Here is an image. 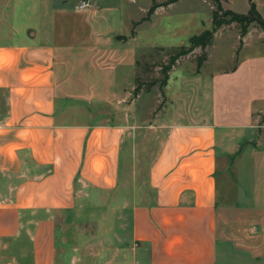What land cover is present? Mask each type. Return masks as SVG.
Wrapping results in <instances>:
<instances>
[{"label":"crops","instance_id":"0c3cea01","mask_svg":"<svg viewBox=\"0 0 264 264\" xmlns=\"http://www.w3.org/2000/svg\"><path fill=\"white\" fill-rule=\"evenodd\" d=\"M52 14L46 0H0V264H57L58 240L79 247L96 209L127 236L113 230L95 264H264V30L237 36L228 67L180 73L172 94L157 84L147 123L134 106L155 85L134 94L127 36L57 37Z\"/></svg>","mask_w":264,"mask_h":264},{"label":"rangeland","instance_id":"374dc122","mask_svg":"<svg viewBox=\"0 0 264 264\" xmlns=\"http://www.w3.org/2000/svg\"><path fill=\"white\" fill-rule=\"evenodd\" d=\"M46 1L53 11L52 29L54 36H63L68 40H72L71 38L77 35L85 37V35L91 33H100L107 37H111L113 34L127 36L128 42L126 45L128 47L121 49L126 51V54L122 53L123 55L132 56L130 57V61L133 62L131 84L135 83V77L144 85L155 82L153 84L155 86L150 91H144V94L136 101L134 106L135 116L138 120L141 121L142 119L147 123L152 121L153 112H155L151 111L147 114L146 109L148 106H158L159 102L162 103V100L165 99L159 97L160 101H155L157 99L155 95L158 88L157 84H160L159 81L163 78L162 65L168 62L171 54L179 52L182 49L181 47L187 48L191 37L199 35L205 30H212L214 26L213 12L216 8V3L213 0H177L168 5L157 6L149 19L142 20L153 4H161L166 0H88L90 6L84 10H78L76 7L77 0ZM218 1L222 12L218 14L217 18H223L222 13L226 9L245 14L249 4L253 3L256 12L264 20V0ZM42 19V22H44V16H42ZM252 27L260 28L251 21L248 23L246 30ZM238 28L235 23L222 25L213 33L210 44L206 45L204 49L197 46L190 53L181 55L168 72L167 81L170 82L168 92L172 94L176 91L178 81H175V77L180 73H192L194 71L209 73L228 67L231 64L230 60L234 58L229 60L227 56L229 53H239L240 55V52H244V49L238 48ZM256 29H250L248 39L256 37L255 34L258 33ZM251 44L248 47L249 50L254 48L256 43ZM135 59L138 61L137 65H135ZM126 85H128L127 82ZM169 111L170 107L167 108L166 115ZM95 120L96 118H91V121ZM142 132V129L136 130L137 139L141 137ZM158 132V130H149V134L141 146L142 148L138 151L140 154L138 153L136 159L137 164L142 165L150 162L151 151L155 148L156 140L158 141ZM217 151L220 190L222 188L221 176L224 164L221 148ZM259 152H257L258 156ZM110 202L112 201L106 200L101 203L107 204ZM114 202L117 203L118 201L114 200ZM95 212L98 215L96 230L91 228L92 233L85 234L83 240L79 242V247L74 250L72 246L74 240L70 238L67 249L64 251L58 240V246L56 247L57 264L63 262V259L66 258L65 254L70 257L72 252L79 256V260L74 261V264H95L99 259L103 260L108 256L110 252L108 245L112 241L114 242L113 230L121 239L127 236V230L123 229L125 225L118 217L119 214L113 217L114 214H109L107 210L103 211V209H96ZM68 229H73L69 232L71 236L72 233H76L77 228L69 226ZM97 248L101 253L99 256L93 257V250L95 251Z\"/></svg>","mask_w":264,"mask_h":264},{"label":"trees","instance_id":"16d2710c","mask_svg":"<svg viewBox=\"0 0 264 264\" xmlns=\"http://www.w3.org/2000/svg\"><path fill=\"white\" fill-rule=\"evenodd\" d=\"M177 0H166L162 2L161 4H153L145 17L142 18V20H147L150 18L151 14L154 12L155 8L159 5H168L170 3H173ZM216 3V8L213 12V28L212 30H205L199 35L193 36L190 39L189 46L187 48H183L179 50V52H176L174 54H171L169 56L168 62L163 64L161 67V72L163 74V78L159 81L160 85H164L167 81L168 72L170 71L171 67L175 63V61L181 56L185 55L187 53H190L195 47L200 46L202 49L206 47V45H209L213 36V33L219 29L222 25H229L230 23H235L238 25L239 34L243 35L245 33L246 27L249 22L253 21L256 25H258L261 29L264 30V20L259 16V14L256 12L255 7L253 3L249 4V8L245 14H239L235 13L231 10H223L222 16L223 18H217L218 14L222 12V8L219 5L218 0H213ZM138 62V61H137ZM155 82H151L150 84L144 85L141 84V82L138 81L136 77V86L134 88V94H137L143 89H149Z\"/></svg>","mask_w":264,"mask_h":264},{"label":"built area","instance_id":"2783aa9c","mask_svg":"<svg viewBox=\"0 0 264 264\" xmlns=\"http://www.w3.org/2000/svg\"><path fill=\"white\" fill-rule=\"evenodd\" d=\"M90 3L88 0H77V5L76 7L78 8V10H84L86 8H89Z\"/></svg>","mask_w":264,"mask_h":264}]
</instances>
